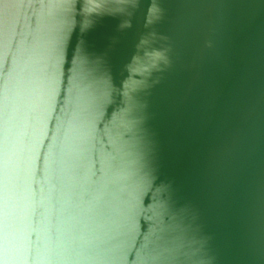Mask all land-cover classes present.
Returning a JSON list of instances; mask_svg holds the SVG:
<instances>
[{
    "label": "water",
    "instance_id": "95a60500",
    "mask_svg": "<svg viewBox=\"0 0 264 264\" xmlns=\"http://www.w3.org/2000/svg\"><path fill=\"white\" fill-rule=\"evenodd\" d=\"M0 264H264V0H0Z\"/></svg>",
    "mask_w": 264,
    "mask_h": 264
}]
</instances>
